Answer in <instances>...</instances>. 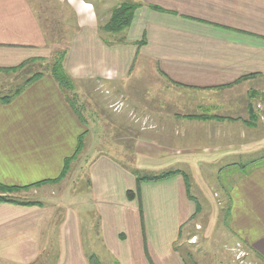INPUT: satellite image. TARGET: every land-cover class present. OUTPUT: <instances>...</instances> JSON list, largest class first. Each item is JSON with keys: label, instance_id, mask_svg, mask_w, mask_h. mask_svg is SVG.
Returning a JSON list of instances; mask_svg holds the SVG:
<instances>
[{"label": "crops", "instance_id": "obj_1", "mask_svg": "<svg viewBox=\"0 0 264 264\" xmlns=\"http://www.w3.org/2000/svg\"><path fill=\"white\" fill-rule=\"evenodd\" d=\"M125 1L58 0L65 69L83 100L96 96L93 130L50 71L26 83L36 65L5 70L46 63L55 42L32 0H0V182L58 178L84 143L66 177L29 187L38 199L8 195L39 204L0 202V264H91L97 254L108 264H189L177 249L183 226L205 224V213L212 237L221 212L228 252L234 240L261 262L264 0H130V25L105 31ZM134 169L181 173L141 182L131 199ZM77 173L86 184L75 190Z\"/></svg>", "mask_w": 264, "mask_h": 264}, {"label": "rangeland", "instance_id": "obj_2", "mask_svg": "<svg viewBox=\"0 0 264 264\" xmlns=\"http://www.w3.org/2000/svg\"><path fill=\"white\" fill-rule=\"evenodd\" d=\"M34 5L39 9V12L41 13L42 17L44 18L48 17V23L46 26L48 27L49 36L53 38L54 40V51L52 53V56L49 58L46 63L43 61H34L30 64H27L28 67L31 68V66H35L33 69H31L29 72L30 74H34L36 71H49L51 63L54 61V54L56 51L59 50V52L63 49H66V45L68 43V36L67 34L69 31L62 30L64 27L61 25V23L57 20H59L61 17H63L64 11H67L66 7H63L58 3V0H32ZM57 3V5L55 4ZM56 5V6H55ZM67 19L71 15L67 14ZM40 64V65H39ZM28 67L26 69H28ZM74 81V80H73ZM74 86L76 85V82L73 83ZM86 87H88L86 85ZM75 90V89H74ZM77 93V91L75 90ZM78 95V106L80 108L81 113L86 115L87 120L89 121V125L92 126V129L95 130V120L99 116L98 112H95V106L94 101L96 102V96L92 97H85L83 98L77 93ZM101 99V97H98ZM94 100V101H93ZM118 106L123 105V101H118ZM105 113H108L105 111ZM98 115V116H97ZM139 115L138 113L135 115V119H138ZM186 132V130H185ZM184 131L181 132L178 137V143L183 146V142L185 145L190 142L188 141V135ZM130 154V153H129ZM128 161L127 159H124ZM129 162V161H128ZM80 163H77L76 167H79ZM78 169V168H77ZM75 172H78L75 170ZM73 181L71 182V185H74V189H78L79 187L84 188V185L86 184V177L82 174H72ZM222 177H225V174L222 175ZM190 178V177H189ZM67 182V181H66ZM190 182L193 183V180L190 178ZM67 184V183H66ZM66 184H61L59 191H63L67 187ZM70 185V186H71ZM53 188V187H52ZM57 188V187H55ZM59 188V187H58ZM30 189H24V190H18V191H12L9 192L8 195H14L13 197H17L20 199L28 198V199H38L40 196L37 194H34ZM193 190L191 186V191ZM29 191V192H28ZM58 191V192H59ZM0 193H2L0 191ZM208 197V196H207ZM205 202V201H204ZM205 213L202 214V217L204 218L205 224H200V226H197L195 222L190 221L189 224H186L183 226V233L181 235V238L177 242V249L184 255L185 259L192 264L193 262H196L198 264H264V259L261 260V262L258 260H255L251 255L248 254V252L243 248V246L238 243L237 241L234 242L232 240L231 246L229 250L230 253L227 250V244H229V241H225L224 238H221L223 235V228H224V220L222 218V212L220 215V220L217 224V227L215 228V233L212 237L209 236V232H207V223L206 220L208 218V215ZM192 219V218H191ZM209 220V219H208ZM201 221V220H200ZM202 225V226H201ZM89 234V247L93 248L94 251L101 254L102 249H97L96 245V239L93 237L94 233L92 231H88ZM229 242V243H228ZM101 245V244H100ZM100 247V246H99ZM98 259H100L102 264H108V261L104 259L103 256L96 255Z\"/></svg>", "mask_w": 264, "mask_h": 264}, {"label": "trees", "instance_id": "obj_3", "mask_svg": "<svg viewBox=\"0 0 264 264\" xmlns=\"http://www.w3.org/2000/svg\"><path fill=\"white\" fill-rule=\"evenodd\" d=\"M137 7H138V3L130 1V0H127L124 3H122L120 6L115 7L112 11L110 20L104 25L103 29L105 31H109V32H120L121 33L123 30H125L130 25V23L133 19L134 11ZM144 42H145V40H142V41H140V44H142ZM66 55H67L66 49H63L60 52H59V50L56 51L54 54V57H53L54 61L51 63L49 71L51 72L53 77L57 80V82L59 83V85L61 86L63 91L65 92L67 99L69 100V102L71 103L72 107L75 109L77 114L81 115V111H80V108H79L78 103H77L78 95L74 90L75 89V86L73 84L74 81L71 78V76L67 73L65 66H64ZM32 61L34 62V60H29V61L22 63L20 66L12 67V68H5V70L17 71L21 68H24L25 66H27V64H30ZM41 75H43L42 71L34 73L30 78H28L26 80V83H29V82L35 80L36 78H38ZM3 99L9 100L10 96L3 97ZM83 146H84V143H83V139L81 137L79 139L78 144H77V148L75 150V153L72 156L67 157L65 159L63 171L58 178L44 180V181L37 182L35 184L26 185V186H10V185H6V184H3L0 182V191L2 192V193H0V202H2V201L16 202L19 204H26V205L39 204L36 201H20V200H17L13 197L8 196V193L12 192V191L28 189L31 186L40 185L46 181H60V180H62L68 174V172L71 168L72 162L78 158L81 150L83 149ZM133 171H134V174L136 176L138 185H137L136 191L131 190L128 192V197L131 199L139 195V185L141 182H143V181H160V180L167 179V178H169L175 174L181 173V171L178 169H170V170L162 171L160 173H153V174L144 173L139 169H134ZM141 211H142V207H141ZM90 260H91V264H102L101 261L94 255L91 256ZM192 264H198V263L193 262Z\"/></svg>", "mask_w": 264, "mask_h": 264}]
</instances>
